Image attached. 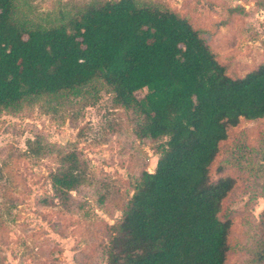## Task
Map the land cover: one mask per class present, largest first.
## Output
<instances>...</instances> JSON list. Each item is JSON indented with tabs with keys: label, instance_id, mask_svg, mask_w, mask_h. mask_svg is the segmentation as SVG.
<instances>
[{
	"label": "trees",
	"instance_id": "1",
	"mask_svg": "<svg viewBox=\"0 0 264 264\" xmlns=\"http://www.w3.org/2000/svg\"><path fill=\"white\" fill-rule=\"evenodd\" d=\"M29 3L0 0V114L105 90L129 112L136 138H166L155 168L136 178L121 216L107 225L103 264H225L231 220L220 211L235 180L212 179L210 166L229 127L264 117V60L231 76L189 19L163 0L75 2L44 19ZM28 152L59 156L49 181L65 207L76 203L72 191L91 185L77 147L37 135ZM259 249L264 264V240Z\"/></svg>",
	"mask_w": 264,
	"mask_h": 264
},
{
	"label": "rangeland",
	"instance_id": "2",
	"mask_svg": "<svg viewBox=\"0 0 264 264\" xmlns=\"http://www.w3.org/2000/svg\"><path fill=\"white\" fill-rule=\"evenodd\" d=\"M38 19L52 18L69 4L89 0H29ZM187 17L231 76H242L264 60V0H163ZM145 90L135 92L140 98ZM75 146L89 163L91 185L62 205L49 173L59 165L53 152L36 156L28 142ZM159 140H139L128 111L114 107L111 94L76 97L55 108L27 105L0 114V264H103L107 225L120 216L136 178L152 171ZM235 180L220 216L230 218L225 264H262L264 240V117L241 119L210 166V177ZM104 183V185L102 184ZM53 203L37 205V200Z\"/></svg>",
	"mask_w": 264,
	"mask_h": 264
}]
</instances>
